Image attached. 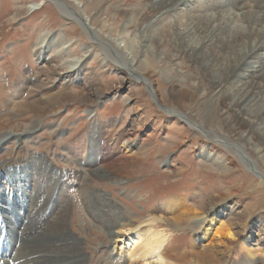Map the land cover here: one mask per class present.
Segmentation results:
<instances>
[{
  "label": "bare ground",
  "instance_id": "bare-ground-1",
  "mask_svg": "<svg viewBox=\"0 0 264 264\" xmlns=\"http://www.w3.org/2000/svg\"><path fill=\"white\" fill-rule=\"evenodd\" d=\"M140 1H143L144 5H148L147 11L152 15L150 20L143 23L144 27L137 35H141V47H139L138 41L135 44V39L128 38L125 33L126 24L121 27V37L116 41L115 38L102 34L113 45L110 48L120 58L118 61L113 60L110 62L115 66L120 65L116 68H120L122 73L131 79V84L132 81L135 82V84H132L133 90L138 89L136 84L139 83L152 88L157 104L163 107L164 98L159 87V81L151 77H149L150 79L141 77V79L135 73L136 70L144 71L153 66L151 50L156 46L155 39L161 31L155 33L151 30L156 25L164 23L163 27H166L169 31L167 37L171 49L169 56L176 57V59H172V63L175 62V65L177 58L186 57V63L197 74H201L200 81L206 83L205 92L201 88L197 90L203 92V97L210 93L211 99L208 98V100L212 105L211 117L213 121H216V125L215 127H207L204 120L200 119L201 121L198 120V123L184 116L181 111L177 112L172 109L169 111L160 108L163 113L168 115L165 116V119L167 121L171 118L175 119L178 124L172 122V125H180V129L187 127L194 131L195 124L203 128L213 129L218 133H224L229 137L236 135L237 139L234 142L238 144L233 143L236 149L242 152L243 148H246V151L255 158L256 164L264 172V0ZM45 3H50L61 13L65 20L74 23L83 31L87 30L86 26L89 27V19L77 14L74 10H67L63 0H38L37 4L29 7V11H35ZM76 5L80 7V3ZM239 11L241 17L236 14L232 15V12L238 13ZM163 27L161 30L164 29ZM89 29L93 33L91 41H98L99 44L104 43L97 32H92L91 26ZM63 36L62 33L53 35L44 33L35 44L33 53L35 62L48 70V81L39 80V83H37L38 80L35 81L36 90L31 95L32 101L21 102L15 100L21 82L12 85L11 89L6 90L3 95L6 97L7 107L8 105L15 106L19 116L34 114L39 119L41 118L39 115L43 113L44 108L54 107L63 101L74 99L70 88L73 85L72 82L84 76L88 69L85 60L87 53L85 52L81 57H73L71 44ZM118 40H120V43H124L122 47L117 43ZM135 45L137 52H139L137 48L141 49L140 53L143 58L140 61H137L133 56ZM103 48L101 47V51L96 52L97 58L100 55L104 56L103 52H106V50ZM94 49L98 50V48ZM101 62L102 67H107L108 63L105 59ZM96 81V79H93V85L97 83ZM59 82H63V84L61 83L62 85L60 84L56 88L54 84ZM47 85L48 87L50 85V88L45 92L44 88H47ZM93 85L91 84V87ZM91 89L93 90L92 96L87 98L92 97L93 100L97 101L106 97L104 91L97 86L90 88L89 92ZM176 95L175 92H171L173 99ZM183 95L187 96L188 94ZM220 112L226 115L224 119L219 117ZM89 116L91 117V115ZM172 125L170 128H172ZM130 127L134 126L130 125ZM36 128L37 124L32 123L21 133L3 135L0 138V149L2 145L10 144L12 141L19 147L21 142L28 139L35 132ZM134 129L136 130V127ZM127 131L126 129L122 130L112 141L111 146L97 140H91L88 151L81 145L80 140H75L71 142L68 153L79 165L83 163L87 167H93L96 164H101L92 175L95 180L110 181L113 178H121L118 181V183H121L126 178L130 179L131 172H128L127 168H136L141 161L140 155L143 154L142 152L145 151L146 153L152 150H149L151 146L147 148L146 139L139 143V132L135 131L134 134H128ZM243 133H246L247 140H242ZM211 134L213 136H210ZM205 136L211 138L213 142L219 140L229 143L227 140H231L230 138L217 137V133H213L212 130L206 131ZM123 137L129 139L124 140L120 145ZM241 141H246L250 145L247 146ZM199 143V156L201 158L218 164L219 160H224L225 155L213 150L214 147L203 142ZM115 150H118L119 153L118 157L113 159L112 153ZM103 152L106 154H103ZM69 154H66V156ZM50 161L44 156L29 154L20 161L15 160L11 164H7L0 170L2 172L0 175V264H84L81 253H78V250L81 249V240L76 237V233L68 229L70 214L73 221V214L75 213L73 209L74 200L69 199V197L74 198V193L78 194L79 199L81 198L82 203L80 200L78 201L90 218L91 225L97 229L104 228L109 232L110 239L108 242H113L112 245L119 240L124 232L130 231L132 236L130 241L133 242L134 240L136 242L133 249L141 253L139 256L136 255L137 252H132L126 259L130 264L138 259L145 261L144 257H150L156 261V264H193L187 262L183 254H174L176 252L166 244L169 235H163L159 231L149 236L150 227L161 221L169 222V224H177L179 221H187V224L192 225L198 222L205 223L203 228L200 229L201 233L198 238L201 241H206L209 237L212 239L206 245L207 248L190 252L194 264L227 263L229 258L228 249L235 245L239 239L237 219L235 218L237 214L235 210H239V204L235 201L230 202L228 206L223 205L218 209H213L208 215L207 213L198 215L195 209L192 210L193 207L191 210L186 209L184 201L181 199L170 197L160 208L153 210L154 214L149 215V218L145 221L144 227L147 229L141 231L138 230L139 226H135L137 224L134 219V222L128 220V214L124 210L122 211L120 206L109 200L108 194L105 195L99 192L100 187L97 190L89 184H83L77 190H73V194L69 195L70 192L67 190L69 184L65 180L68 175L54 170ZM227 163H229V159ZM146 164L144 163V165ZM86 178L88 179V177ZM91 180L87 182L89 183ZM263 184L264 181L259 179L256 187L260 193H264ZM70 189L72 190V188ZM176 213H179L176 215L179 219L169 220L176 217L174 216ZM166 214L170 215L171 218L163 217ZM245 230L247 234L243 240L241 239V244L250 243L257 238V246H263L264 252V213L256 216L245 227ZM149 237L151 238L148 239ZM108 250L113 252L114 247L112 246ZM250 252H245L243 264H254V254ZM123 254L125 253L120 249V252L114 255L121 258ZM111 264H119V261L115 259ZM228 264L236 263L231 261ZM259 264H264V260L261 259Z\"/></svg>",
  "mask_w": 264,
  "mask_h": 264
},
{
  "label": "rangeland",
  "instance_id": "rangeland-1",
  "mask_svg": "<svg viewBox=\"0 0 264 264\" xmlns=\"http://www.w3.org/2000/svg\"><path fill=\"white\" fill-rule=\"evenodd\" d=\"M37 3L38 0H0V138L6 134L21 133L32 123L37 124L35 132L21 142L19 147L13 141L10 144L2 145L0 170L7 164H11L15 160L20 161L29 154L44 156L49 161L51 160L50 164L54 170L68 175L69 178L66 176L65 180L69 184V188H67L70 192L69 195L73 194L72 191L77 190L83 184H89L95 189L100 187V190H97L102 194H108L109 200L120 206L122 211L124 210L128 214V220L133 222L135 220L137 224L135 226H139L138 230L141 231L147 229L144 227L145 221L149 215L154 214L153 210L160 208L170 197L181 199L184 201L186 209L191 210L193 207L192 210L195 209L198 215L205 213L208 215L213 209H218L223 205L228 206L230 202L235 201L239 204V210H235L239 239L235 245L228 249L229 258L227 263L223 264H228L231 261L236 264H243L246 251H251L254 254V264H259L261 259L264 260L263 246H257V238L250 243L241 244V239L243 240L247 234L245 227L256 216L264 213V193L257 191L256 187L259 179L264 181V172L256 164L255 158L246 151V148H243L242 152L236 149L233 145L236 143L234 142L237 139L236 135L229 137L224 133H218L207 128L216 125V121H213L211 117L212 105L208 100L211 95L209 93L203 97V92L197 90L201 88L205 92L206 83L201 82V74H197L186 63V57L177 58L175 65V62L172 63V59H176V57L169 56L171 54L167 42L169 31L163 27L164 23L156 25L151 30L155 33L161 31L155 39L156 46L151 45V48L153 47L151 50L153 66L144 71L136 70L135 73L139 78L150 79L149 77H151L159 81V87L164 98L163 107H160L152 88L139 83L136 84L138 89L133 90L132 84L135 82L132 81L131 84V79L122 73L120 68H116L120 65L115 66L110 62L118 61L120 58L110 48L113 45L102 35H109L116 41L121 37V27L126 24L125 33L128 38L135 39V44L138 41L139 47H141V35H137L144 27L143 23L150 20V16L152 17L147 11L148 5H144L143 1L140 0H63L67 10H74L77 14L89 19V27H92V32H97L102 42L109 45L106 46L102 43L103 46L98 41H91L93 33L89 27L86 26L87 30L83 31L74 23L68 22L50 3L43 4L35 11H29V7ZM77 3H80V7L76 5ZM235 14L239 17L242 16L240 11L238 13L232 12V15ZM162 27L163 30H161ZM44 33L50 35L62 33L64 39L71 44V51L75 58L81 57L86 52L85 60L88 69L84 76L72 82L70 91H72L71 95L74 97V101L66 100L54 107L44 108L39 119L34 114L19 116L15 106L8 105L7 107L6 97L3 95L6 90L11 89L12 85L21 82L15 100L32 101L31 95L36 90L35 81L38 80L37 83L40 82L39 80L48 81V70L35 62L33 54L35 44ZM117 43L120 44V47L124 45V43H120V40ZM98 46L104 47L103 49L107 53L103 52L104 56L100 55L97 58L96 54L101 51V47ZM94 48H98V50L96 51ZM137 50L139 52L136 51L135 45L133 56L137 61H140L143 56L140 53L141 49L137 48ZM104 59L108 63L107 67H102L101 61ZM93 79L97 80L95 86ZM61 83L63 84V82L55 83L54 86L58 88ZM91 84L93 88L97 86L102 89L106 97L97 101L93 100L92 97L87 98L93 93L92 89L89 92V89L92 88ZM48 88L50 85L49 87L47 85L44 91L49 90ZM171 92L177 94L174 96L175 99L172 98ZM160 108L162 110L181 111L184 116L196 122L204 120L207 127L203 128L194 124V131L187 127L180 129V125H176L178 122H175V119L171 118L169 121L165 119L168 115L163 113ZM219 114L221 119L226 117L223 112ZM172 122L176 124L172 125ZM130 125L136 127V130ZM171 125L172 128H170ZM124 129L128 130V134H134L135 131L139 132V143L146 139L147 148L151 146L149 150H152L146 153L141 151L143 153L140 155L141 161L136 168H127V171L131 172L130 179L126 178L121 183H118L121 178H113L110 181L95 180L92 175L101 164H96L93 167H87L83 163L79 165L68 153L71 142L75 140H80L79 142H82L80 144L85 147L86 151L89 150L91 140H97L111 146L112 141ZM210 130L215 134L217 133V137L230 138L231 140H227L229 143L219 140L213 142L211 138L205 136L206 131ZM245 136L246 133H243L242 140L248 139ZM127 138L123 137L120 145ZM199 142L214 147L213 150L225 155L224 160H219L218 164L201 158L199 156ZM244 144L250 145L246 141ZM65 153L69 154V157ZM118 153V150L112 153L113 159L118 157ZM103 154L106 153L103 152ZM228 159L229 163H227ZM146 162L148 163L146 164ZM89 180L91 181L88 183ZM73 195L74 198L69 197V199L74 200L73 209L75 213L73 214V221L70 214L68 229L76 233V237L81 240V249L78 250V253H81L84 264H111L115 259L119 261V264H130L126 260L127 257L132 252H137L133 249L136 242L130 241L132 238L130 231L124 232L119 240L112 245L113 242H108L110 239L109 232L104 228L97 229L91 225L84 207L81 208V198L79 199L78 194L74 193ZM79 217H81L80 220ZM163 217L171 218L168 214L163 215ZM177 217H172L169 220L179 219ZM187 223V221H179L177 224L157 222L150 227L149 236L159 231L163 235H169L166 244L176 252L173 253L183 254L187 262L194 264L190 252L207 248L206 245L212 238L209 237L206 241L199 240L198 236L201 233L200 229L205 224L204 222L193 223V225ZM112 246L114 251L110 252L108 249H111ZM120 249L125 253L121 255V258L115 256L120 252ZM136 255L140 256L141 253L137 252ZM144 258L145 261L137 258L138 260L133 261V264H156V261L150 257Z\"/></svg>",
  "mask_w": 264,
  "mask_h": 264
}]
</instances>
